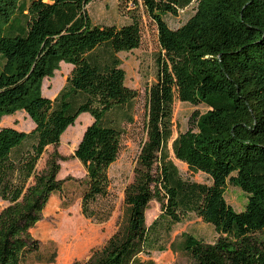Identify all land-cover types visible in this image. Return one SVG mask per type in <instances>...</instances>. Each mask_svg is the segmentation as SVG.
<instances>
[{
	"label": "trees",
	"instance_id": "1",
	"mask_svg": "<svg viewBox=\"0 0 264 264\" xmlns=\"http://www.w3.org/2000/svg\"><path fill=\"white\" fill-rule=\"evenodd\" d=\"M93 1L0 0V124L24 111L35 125L31 132L0 128V198L8 203L0 212V264H22L40 252L32 231L51 196L63 190V157L54 152L43 171L37 166L85 113L93 123L74 155L87 172L82 215L104 223L114 211L109 169L125 132L110 116L132 122L124 109L139 96L126 85L119 54L138 49L142 31L136 17L123 26L95 24L88 13ZM194 1V15L170 28L164 16ZM143 4L157 25L161 52L157 80L147 88V140L125 191L126 220L103 247L72 264H156L152 255L169 250L186 254L191 264H264V0ZM62 63L73 70L52 100L43 94L44 81ZM176 97L209 108L193 114L195 126L172 148L177 160L209 176L211 185L185 178L170 158ZM228 183L248 195L241 212L226 201ZM153 201L161 213L148 226ZM189 213L214 226V243L186 232L173 238Z\"/></svg>",
	"mask_w": 264,
	"mask_h": 264
},
{
	"label": "rangeland",
	"instance_id": "2",
	"mask_svg": "<svg viewBox=\"0 0 264 264\" xmlns=\"http://www.w3.org/2000/svg\"><path fill=\"white\" fill-rule=\"evenodd\" d=\"M127 2L129 3L126 7ZM196 1L177 15L167 14L164 20L172 29L184 25L195 13ZM129 8V9H128ZM88 13L95 24L117 25L129 24L136 17L140 21L142 42L138 49L123 52L119 56L126 71V85L139 92L138 98L124 111L132 116V122L123 120V115H111L114 124L124 130L120 155L109 169V201L114 204V211L107 222L98 223L88 220L82 215L81 200L87 189V172L83 164L74 157L75 151L82 140L85 130L93 123L90 114H82L76 124L62 136L59 146H50L41 157L37 169H45L49 157L58 152L63 160L58 179L64 181L63 190L51 196L44 210L43 219L33 229V236L40 241L41 249L36 255L30 256L22 264H72L74 261L87 259L91 252L101 248L125 222L127 206L125 191L134 182L135 168L142 145L147 140V88L157 80L156 58L161 52L158 40V28L144 7L143 0H94L88 6ZM63 63L55 76L46 79L43 86L44 96L55 99L66 85L73 67ZM209 108L203 104L192 105L181 102L177 97L174 103L172 136L168 141L167 150L170 158L179 168L182 175L199 183L212 184V179L204 173H193L188 166L177 160L173 153V143L181 135L195 126L192 121L194 113L204 115ZM11 119H4L0 128L14 127L20 131L31 132L35 126L24 111H19ZM226 201L237 212L245 209L248 195L240 188L228 183ZM104 202L99 204L102 207ZM8 205L0 198V212ZM161 213L158 202L150 203L146 211L147 225ZM190 233L205 241L214 243L218 238L215 228L205 223L194 213H189L182 223L175 226L173 238L182 233ZM56 255L52 263L47 261ZM156 264H191L184 253L171 250L152 255Z\"/></svg>",
	"mask_w": 264,
	"mask_h": 264
},
{
	"label": "crops",
	"instance_id": "3",
	"mask_svg": "<svg viewBox=\"0 0 264 264\" xmlns=\"http://www.w3.org/2000/svg\"><path fill=\"white\" fill-rule=\"evenodd\" d=\"M61 65H63V63L61 64ZM72 66V65H71ZM70 66V67H71ZM73 67V66H72ZM15 115V114H14ZM28 116V115H27ZM13 117H15V116H5V117H3V119H2V121L4 120V119H11V118H13ZM29 117V116H28ZM30 119V118H29ZM31 120V119H30ZM31 122H32V120H31ZM32 124L34 125V123L32 122ZM35 126V125H34Z\"/></svg>",
	"mask_w": 264,
	"mask_h": 264
}]
</instances>
